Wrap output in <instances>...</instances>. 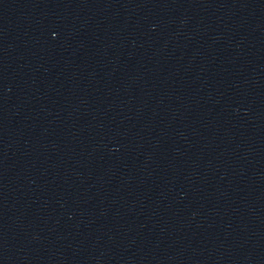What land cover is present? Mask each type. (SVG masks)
Segmentation results:
<instances>
[{"label":"water","instance_id":"obj_1","mask_svg":"<svg viewBox=\"0 0 264 264\" xmlns=\"http://www.w3.org/2000/svg\"><path fill=\"white\" fill-rule=\"evenodd\" d=\"M94 264H264V0H206Z\"/></svg>","mask_w":264,"mask_h":264}]
</instances>
